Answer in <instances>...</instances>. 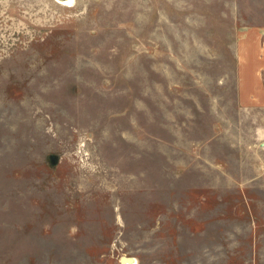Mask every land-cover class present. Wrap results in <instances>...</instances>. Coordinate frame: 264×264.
Segmentation results:
<instances>
[{"label": "rangeland", "instance_id": "obj_1", "mask_svg": "<svg viewBox=\"0 0 264 264\" xmlns=\"http://www.w3.org/2000/svg\"><path fill=\"white\" fill-rule=\"evenodd\" d=\"M264 0H0V264H264Z\"/></svg>", "mask_w": 264, "mask_h": 264}, {"label": "water", "instance_id": "obj_2", "mask_svg": "<svg viewBox=\"0 0 264 264\" xmlns=\"http://www.w3.org/2000/svg\"><path fill=\"white\" fill-rule=\"evenodd\" d=\"M59 1L62 2L63 0H59ZM263 145H264V143H263ZM121 263H123V264H132V263H137V260H136L135 257L125 255V256H123L121 258Z\"/></svg>", "mask_w": 264, "mask_h": 264}, {"label": "bare ground", "instance_id": "obj_3", "mask_svg": "<svg viewBox=\"0 0 264 264\" xmlns=\"http://www.w3.org/2000/svg\"><path fill=\"white\" fill-rule=\"evenodd\" d=\"M72 2H73L72 0H63L62 1V3H64V4H70ZM132 264H135V263H132Z\"/></svg>", "mask_w": 264, "mask_h": 264}]
</instances>
